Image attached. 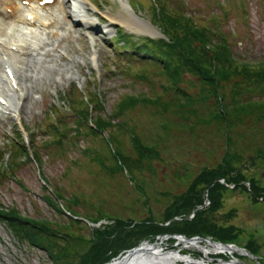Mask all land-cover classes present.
I'll list each match as a JSON object with an SVG mask.
<instances>
[{
  "label": "rangeland",
  "instance_id": "374dc122",
  "mask_svg": "<svg viewBox=\"0 0 264 264\" xmlns=\"http://www.w3.org/2000/svg\"><path fill=\"white\" fill-rule=\"evenodd\" d=\"M71 1L72 15L67 18L73 23L75 20V25L68 23L63 29L53 30L54 36L49 39L47 45H42L41 41H37L31 47V54L29 50L27 57L21 56L23 58V66L21 64V67L24 69L22 75L24 77L21 76L19 80L24 85L26 97L21 102L19 119L15 113L11 115L10 112L0 110V148L2 150H5L4 144L10 140L17 142L14 136L15 124L20 120L27 132L24 136L28 142L26 143L27 148L31 149L32 145L40 148L43 141L48 138L42 131L44 128L40 124L45 119L44 113L47 110V105L49 103L58 104L63 113H70L69 104H63L60 95L67 93L73 82L77 83L83 93L94 92L97 97H101V104L105 113H109L115 107L121 96L129 92L133 95L138 94V92L145 94L148 89L145 83L132 80L118 71L115 74L109 72V70L115 71L113 69L116 58L108 41L115 37L118 26L136 38L152 37L156 39L162 37L163 34L158 24L154 22L149 9L147 7L141 9L136 5L132 6V0ZM224 2L226 8L223 7V9L229 11V15L221 18L223 28L239 34L236 42H233L235 50L237 49L241 54L247 56L249 62L254 58L263 59L264 0H228L227 2L224 0ZM188 3L190 4L189 9L194 12L197 18H202L203 15L211 11H220L216 5H207V0H188ZM198 7L201 8L196 11ZM50 11L55 12L61 18L64 16L58 6L49 9L47 13ZM42 13L45 14L46 11ZM100 17L105 19V22H102ZM196 22L200 24L199 21ZM141 27L143 28L141 29ZM151 31L161 35L152 36ZM37 48H39L38 52L36 51ZM47 50H50L52 54H46ZM262 66L259 71L260 74L252 79L244 78L246 73L242 70L232 71L228 77L230 81L223 85L227 95V99L224 101L225 107L227 112H230L228 118L234 121L235 126L231 134V143H226L222 137V143L219 142L221 133H216L217 131L213 127H211L213 128L212 131L207 130L206 126L199 131L192 123L190 125L179 124L180 118L173 116L176 132L173 141L169 144L170 146L163 149L159 157H154V155L153 157H145L140 166L132 167L130 173L134 174L135 178L128 181L123 179L120 173H104L105 171L88 161L85 156L83 159H79L77 163H72L77 158H81V148L95 144L91 139H85L82 136L79 138V142L75 143L80 147L78 149L76 147L77 151L74 149L67 150L66 155L69 159L67 165L63 159L67 156L60 155L62 151L57 154V151L54 152L56 149L59 150V146L56 144H52L50 152L54 153L50 156L41 149L40 169L32 159V161H28L24 156H21L18 159L20 165L14 170L13 178L11 177L0 184V204L6 207L14 205L22 214L38 217L39 213L33 206L35 203L46 216H52L53 219L59 218L57 213L47 208L41 199L42 177L51 181L59 189L64 190V196L72 190L74 193L83 190L89 194L95 191L106 197L107 205L111 210L127 214L136 213L141 214V216L147 214L148 206L156 214H159L163 205L168 204L174 195L185 191L186 193H193L197 189L196 198L200 200V192L202 193L206 189L204 199L207 200L206 194L208 193V200L213 201V205L215 204L217 207L216 210L201 213L195 208L191 214L190 212L185 214L191 219H188V225H193L186 230L189 236L182 235L189 239L193 237L209 238L215 242L234 244L240 248H242V244L247 246L264 244V192H262L264 177L261 175V172L264 171V61ZM25 75L29 76L27 80ZM235 81L242 83V87L235 90L236 97L231 96ZM199 91L197 88H190L189 92H193L191 95H194ZM200 92L202 93V91ZM184 104H187L186 100ZM209 104L217 105L218 102L217 104L209 102ZM204 105L206 107V104ZM239 105L247 107L246 110L241 111L239 109L237 111L236 106ZM256 107L260 109L256 110ZM138 108L140 109L136 106L135 110ZM94 109L91 108V116L88 121L91 126L95 124L96 111ZM139 112L136 117L142 121L138 123L140 129L138 134L148 140L149 137L143 135H147V129L151 128V118L142 109ZM206 114L207 112L204 115ZM39 126L41 127L39 128ZM194 129L198 131H194ZM117 133H119L126 154L135 156L128 137L121 132ZM197 136L198 140H205L207 143L205 146L208 147L203 146V144L198 146L196 144ZM200 137L204 139H200ZM233 144L237 145L238 148L230 147ZM118 146L121 147L120 144ZM121 149L123 150V148ZM226 152L231 153L232 158L229 165L232 167H236L242 172L244 168L251 167L252 171L246 169L245 172L247 175H252V179L258 182L257 186H250L249 184L246 187L243 186L242 193L238 194L240 189L233 190L223 184L222 181L215 182L206 179L205 183L208 182L206 185L201 181L202 179L199 177L202 176L201 173L205 175L204 171L210 170L212 177L218 178L220 176L221 173L218 170L222 165L218 163L221 156ZM2 158L0 169H8L7 163L11 160L9 152H6ZM258 166L260 167L258 168ZM212 168L214 169L211 171ZM206 177L208 178L209 174ZM20 181L26 188L19 184ZM232 181L235 180L232 178L228 183L229 186ZM203 184L205 189H203ZM105 185H111V191L118 192L117 195L125 201L117 200V197L107 192ZM249 189L252 192H249ZM132 205H135L137 210L131 211L130 206ZM84 206L83 204L79 205L76 209L84 212L86 210V206ZM230 208L233 210L232 214L228 216V209ZM225 211L228 218L223 219L221 213ZM176 218L174 217L172 220ZM200 218H204V225L198 229L195 222H198ZM223 220L224 222H222ZM227 222H234L239 227H226L215 231L217 223ZM168 223L170 222L166 224ZM239 230H243L244 233H238ZM158 237L156 240L159 241ZM169 239L167 238L162 244L164 250L176 249L181 245L173 238L175 242L171 247L168 244ZM222 240H231L232 242H222ZM180 251L181 254L191 255L197 260L205 257L202 251L190 246L182 248ZM234 256L243 260L246 259L244 254H234ZM209 258V264H217L220 258L227 260L229 256L214 253L209 254ZM0 264H52V262L45 252L17 243L12 233L0 221ZM179 264H185V262L179 261Z\"/></svg>",
  "mask_w": 264,
  "mask_h": 264
},
{
  "label": "trees",
  "instance_id": "16d2710c",
  "mask_svg": "<svg viewBox=\"0 0 264 264\" xmlns=\"http://www.w3.org/2000/svg\"><path fill=\"white\" fill-rule=\"evenodd\" d=\"M207 1V5H216L220 11H211L202 18H197L189 9L188 0H132V6L149 9L154 22L165 37L136 38L122 27H116L115 37L108 41L116 58L113 69L115 71L109 72L115 74L118 71L132 80L145 83L148 89L145 94L138 92L133 95L129 92L121 96L115 107L105 113L101 97H97L94 92L85 94L76 83H71L68 92L60 95L61 102L69 104L70 113H63L58 104L47 105L45 119L40 124L48 138L40 148L32 145L33 161L37 167L41 168L42 150L49 156L55 151L56 154L62 151L60 155L65 157L67 150L77 151L79 146L75 143L83 136L95 144L81 148V158L70 162L77 163L85 156L88 161L105 171L104 173L116 172L120 173L123 179L134 180V174L130 173L132 167L140 166L145 157H159L160 152L170 146L176 132L173 116L180 118L179 124L192 123L199 131L204 126L211 131L215 128L216 133H221L219 142L222 143L223 139L226 143H231L235 126L234 121L228 118L230 112H227L225 107L227 95L223 85L230 81L228 77L232 71L242 70L246 73L244 78H255L260 74L264 58H254L249 62L247 56L235 50L233 42H236L239 34L224 29L221 22L223 16L229 15V11L223 9L226 8L224 0ZM200 8H196V11ZM233 87L231 96L236 97L235 90L241 88L242 83L235 81ZM190 88H197L202 93L199 91L191 95L193 92H189ZM185 100L187 104H184ZM209 102L218 104L212 105ZM241 105L236 106L237 111L246 110L247 107ZM136 106L151 118V128L147 129V135L142 134L149 137L148 140L138 134V123H141L142 119L136 117L140 113L139 108L136 109L138 111L135 110ZM91 108L96 111L94 126L88 122ZM259 109L256 107V110ZM117 132L128 137L135 156L126 154ZM14 136L17 142L10 140L5 143L6 151L0 148V160L6 152H9L11 157L7 163L8 169H0V184L13 178L14 170L20 165L18 159L21 156L32 161L16 126ZM197 138L198 136V146L207 144L205 140L200 141ZM52 144L59 146V150L50 152ZM233 146L238 148L235 144L230 145ZM231 158V153L226 152L218 164L229 165ZM63 159L67 165L68 156ZM209 171H204L205 175L201 173L202 176L199 177L205 185L208 183H205L206 179L213 181L212 172ZM42 179L44 183L41 186V199L59 218L46 216L41 208L32 202L39 213L38 217L22 214L14 205L6 207L0 204V221L12 233L17 243L45 252L52 264H105L144 240L153 242L157 236L164 234L189 236L184 226V216L189 212L191 214L192 210L204 203L206 192L203 184L205 191L200 192V200L195 198L194 193H178L168 204L163 205L159 214L148 206L147 214L141 216L111 210L106 197L95 191L89 194L83 190L76 193L72 190L64 196V190L51 181L43 177ZM19 184L26 188L21 181ZM111 188V185H105L107 192L124 202L125 200L117 195L118 192L111 191ZM82 204L86 206L84 212L76 209ZM130 209L137 210L135 205L130 206ZM174 217L177 219L172 220ZM169 221L170 223L166 224ZM168 241L169 246L173 247L175 240L170 238ZM228 241L231 240H222Z\"/></svg>",
  "mask_w": 264,
  "mask_h": 264
},
{
  "label": "bare ground",
  "instance_id": "6f19581e",
  "mask_svg": "<svg viewBox=\"0 0 264 264\" xmlns=\"http://www.w3.org/2000/svg\"><path fill=\"white\" fill-rule=\"evenodd\" d=\"M30 1L31 4L29 6H23L19 0H0V60H9L20 79L21 76L24 77L22 75L24 69L19 65L22 64L23 66V58L11 50L14 43L20 46L22 56L27 57L29 55V50L31 54V47L33 43L41 41L42 45H47L49 39L54 36L53 30L58 28L63 29L68 23L73 24V26L75 25V20L73 23L72 20H68L67 18L72 15L71 0H56L55 2L58 4L59 8L62 9L64 14L63 18L55 14L53 11L47 13L49 9H52L51 6L44 7L43 9L46 10V13H41V11H39L40 8L36 4L37 0ZM8 8H11L12 12L10 14L5 13V10ZM27 13L33 14L35 20L33 25L25 19V15ZM79 13L81 14V11H79ZM5 15L9 16V19L5 20ZM142 28L143 27H141V29ZM150 33L152 36L158 35V32L155 31H151ZM38 50L39 48L36 49L37 52ZM45 53L52 54L50 50H47ZM1 73L2 72L0 70V97L3 98V95L5 94H9L11 97L12 92L16 93L18 97V101H14L10 98L8 101L9 108H4L18 114L21 110L19 96L25 90L24 85L22 82L20 83L19 92L11 90L7 91L8 86L7 83L3 81V75ZM28 78L29 76L25 75V79L27 80ZM165 241L166 239L159 241L156 240L154 242L144 240L138 245L130 248V250L128 249L112 261L107 262V264H179V261L185 262V264H209V254L214 253L229 256V259H223L225 263H222L219 260L217 264H233L236 260H238L237 257L234 256V254L238 252H235L232 248H226L218 245L216 246L204 241L191 243L192 246L195 247L198 245L208 256L197 260L191 255L181 254V248L178 251L164 250L162 244ZM181 242L184 243V245H191L189 242H185L182 239L179 240L178 244Z\"/></svg>",
  "mask_w": 264,
  "mask_h": 264
},
{
  "label": "flooded vegetation",
  "instance_id": "af4514ba",
  "mask_svg": "<svg viewBox=\"0 0 264 264\" xmlns=\"http://www.w3.org/2000/svg\"><path fill=\"white\" fill-rule=\"evenodd\" d=\"M260 166H258L259 168ZM248 169V171H252L251 167L249 168H244L243 172L236 169V167H232L231 165H222L221 168L218 170L221 174L218 178L216 177H212L213 181H222L223 184L227 185L229 188L231 189H240L238 190V194L242 193L243 190V186H247L248 184L250 186H257L258 182L255 179H252V175L251 174H246L247 172H245V170ZM264 169V166H263ZM242 172V173H240ZM262 177H264V171L261 172ZM233 178L232 184L229 186L228 183L230 182V180ZM264 192V187H262ZM197 189L194 190V196L196 198L197 195ZM249 192H252L251 189H249ZM186 193V191H185ZM215 195V194H214ZM207 200L204 201V203H202L201 205H198L196 208L198 210H200L201 213H206L208 211H215L216 210V205H213V201H209L208 200V193L206 194ZM228 216H230L232 214V210L233 208L228 209ZM225 212L221 213V215H223V219L228 218L227 215L225 214ZM188 219H190L189 216H184V225L185 227L188 229L189 225H188ZM191 220V219H190ZM224 222V220L222 221ZM196 226H198V229H201L202 226L204 225V218H200L198 220V222H195ZM212 226H214V224H212ZM226 227H239L236 225V223L234 222H227V223H217L215 225V231L218 229H224ZM241 228V227H240ZM238 233H244L243 230H239ZM246 245V244H245ZM245 245H241L242 249H243V253H236L237 255L239 254H244L246 256V259H240L237 258L238 260H236L233 264H264V244H260L258 246L256 245H251V246H245ZM242 256V255H240ZM220 260V259H219ZM218 260V262H219Z\"/></svg>",
  "mask_w": 264,
  "mask_h": 264
},
{
  "label": "water",
  "instance_id": "95a60500",
  "mask_svg": "<svg viewBox=\"0 0 264 264\" xmlns=\"http://www.w3.org/2000/svg\"><path fill=\"white\" fill-rule=\"evenodd\" d=\"M160 240H162V239H167V238H175L176 239V242H179V240L180 239H182V240H184L185 242H189L190 244L191 243H199V242H202V241H204V242H208V243H210V244H213V245H218V246H223V247H226V248H232L235 252H238V253H243V249L242 248H240V247H238V246H236V245H234V244H225V243H221V242H215V241H213V240H211V239H209V238H199V237H193V238H186L184 235H163V236H159L158 237ZM182 243V242H181ZM187 246H189V245H184V243H182L178 248H176V249H170V250H175V251H178L180 248L182 249V248H185V247H187ZM190 247H194V248H197V249H199L200 251H202V253H204V256L205 257H208L206 254H205V252H204V250H202L198 245H197V247H195V246H192V244L190 245ZM130 250V249H129ZM169 252H172V251H169ZM120 256V255H119ZM209 258V257H208ZM115 259V258H114ZM208 260H210V259H208ZM220 262H222V263H225V261L223 260V259H220ZM197 263V262H196ZM105 264H107V263H105Z\"/></svg>",
  "mask_w": 264,
  "mask_h": 264
}]
</instances>
